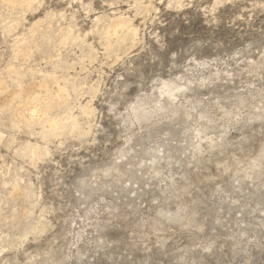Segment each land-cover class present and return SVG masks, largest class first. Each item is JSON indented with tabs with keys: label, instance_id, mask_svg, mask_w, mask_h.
Segmentation results:
<instances>
[{
	"label": "rangeland",
	"instance_id": "1",
	"mask_svg": "<svg viewBox=\"0 0 264 264\" xmlns=\"http://www.w3.org/2000/svg\"><path fill=\"white\" fill-rule=\"evenodd\" d=\"M0 85V264H264V0H0Z\"/></svg>",
	"mask_w": 264,
	"mask_h": 264
},
{
	"label": "bare ground",
	"instance_id": "2",
	"mask_svg": "<svg viewBox=\"0 0 264 264\" xmlns=\"http://www.w3.org/2000/svg\"><path fill=\"white\" fill-rule=\"evenodd\" d=\"M7 2H9L10 4H12V6H15L16 4H22V5H29L30 3L33 2V0H6ZM120 21V20H119ZM121 25V23H118L117 26ZM19 55H25L26 53L23 52V51H20L18 52ZM2 86V85H0ZM45 88V86H44ZM58 94H60L59 96H65V91L63 89H60L58 88ZM164 92L167 93V94H171V90L167 87L164 89ZM23 110L24 112H27L30 116H32V119H38V114H39V111L37 109V107L35 106V104L33 102H31L29 99H28V102L25 103L24 107H23ZM26 113V114H27ZM27 114V115H28ZM42 116V115H41ZM29 117V116H28ZM27 118V117H26ZM35 120V121H36ZM40 120V119H39ZM52 126V124H50ZM75 130V129H74Z\"/></svg>",
	"mask_w": 264,
	"mask_h": 264
}]
</instances>
